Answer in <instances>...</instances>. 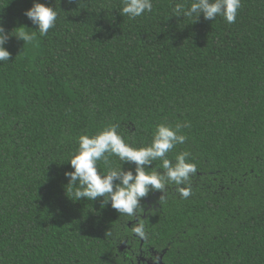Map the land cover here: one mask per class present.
<instances>
[{"label": "trees", "instance_id": "16d2710c", "mask_svg": "<svg viewBox=\"0 0 264 264\" xmlns=\"http://www.w3.org/2000/svg\"><path fill=\"white\" fill-rule=\"evenodd\" d=\"M36 2L58 12L45 36L24 15ZM192 2L153 0L130 19L123 0H0L14 31L0 62V264H264V0H241L232 24L174 16ZM110 124L135 148L159 124H187L166 158L187 152L196 172L150 191L137 216L73 201L78 137ZM97 167L136 165L108 155Z\"/></svg>", "mask_w": 264, "mask_h": 264}, {"label": "clouds", "instance_id": "9594fccd", "mask_svg": "<svg viewBox=\"0 0 264 264\" xmlns=\"http://www.w3.org/2000/svg\"><path fill=\"white\" fill-rule=\"evenodd\" d=\"M123 5L121 15L135 19L145 12L152 11L153 0H123ZM240 7L241 0H193L188 7L184 4H176L173 11L174 16L184 18L195 16L196 21L201 14L205 20H215L217 16H220L228 24H232L236 22ZM24 15L36 26L35 31L45 36L49 29L55 26L58 12L50 5L36 2L30 9L25 10ZM35 31L20 30L15 36L26 44L34 39ZM13 32L6 30L3 22L0 21V62L9 61L11 58V53L5 45L13 36ZM187 126V124H177L173 128L166 124H159L153 134L152 143L140 148L126 143L118 133L116 124H110L94 135H80L79 147L68 161L74 171L65 173V177L69 180L66 192H71V197L67 194L68 197L73 201H79L82 198L95 201L103 197V205L107 206L110 203L111 207L120 214L137 216L138 212L144 211L141 199L150 191L164 190L166 182H173L178 186L185 185L189 177L196 172L195 165L187 162L189 155L187 152L177 155L174 163L166 158L167 153L175 145L184 143L186 137L178 133L181 127ZM108 155L118 156L123 163H134L135 174L131 169L124 171L123 168L99 171L98 161H107ZM158 159L162 160L165 171L146 172V166ZM179 191L184 198L190 194L187 187H180ZM132 230L137 236L144 238L143 220H138Z\"/></svg>", "mask_w": 264, "mask_h": 264}, {"label": "flooded vegetation", "instance_id": "af4514ba", "mask_svg": "<svg viewBox=\"0 0 264 264\" xmlns=\"http://www.w3.org/2000/svg\"><path fill=\"white\" fill-rule=\"evenodd\" d=\"M142 257V261H145L146 263L145 264H155L156 261L159 260V257L157 258L158 260H154V259H150L149 257H144V256H141ZM164 262V261H163ZM141 262H139L138 264H140ZM165 263V262H164ZM143 264V263H142Z\"/></svg>", "mask_w": 264, "mask_h": 264}, {"label": "water", "instance_id": "95a60500", "mask_svg": "<svg viewBox=\"0 0 264 264\" xmlns=\"http://www.w3.org/2000/svg\"><path fill=\"white\" fill-rule=\"evenodd\" d=\"M155 264H166L163 262L162 256L159 257V260L155 262Z\"/></svg>", "mask_w": 264, "mask_h": 264}]
</instances>
